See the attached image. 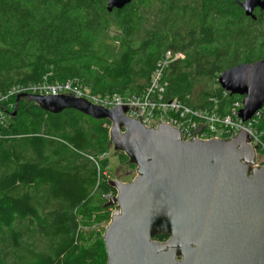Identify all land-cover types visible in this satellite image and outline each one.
Returning <instances> with one entry per match:
<instances>
[{"label":"trees","instance_id":"obj_1","mask_svg":"<svg viewBox=\"0 0 264 264\" xmlns=\"http://www.w3.org/2000/svg\"><path fill=\"white\" fill-rule=\"evenodd\" d=\"M256 15L237 0H132L113 11L108 0H0V93L46 77L139 94L170 50L182 56L165 70V96L227 115L243 96L227 93L219 75L264 58V11ZM14 108L0 133V264H107L103 236L80 226L112 209L104 194L116 189L102 158L110 121L26 99ZM259 112L264 132V106Z\"/></svg>","mask_w":264,"mask_h":264},{"label":"water","instance_id":"obj_2","mask_svg":"<svg viewBox=\"0 0 264 264\" xmlns=\"http://www.w3.org/2000/svg\"><path fill=\"white\" fill-rule=\"evenodd\" d=\"M132 0H108V10ZM257 18L264 0H237ZM219 85L243 96L239 117L251 119L264 106V58L224 70ZM22 99L59 113L74 108L110 121L115 152L124 153L136 174L128 182L108 180L116 189L105 207H115L103 239L107 264H264V165L257 146L241 129L229 139L183 140L176 127L148 128L126 116L127 105L105 108L72 93H19ZM165 235L164 241L156 240Z\"/></svg>","mask_w":264,"mask_h":264},{"label":"built area","instance_id":"obj_3","mask_svg":"<svg viewBox=\"0 0 264 264\" xmlns=\"http://www.w3.org/2000/svg\"><path fill=\"white\" fill-rule=\"evenodd\" d=\"M181 56V53L174 55L172 51H167L165 56L158 61L148 85L139 94H96L78 79L66 82H49L45 77L36 83L16 85L5 94L0 93V133L9 125L10 110L15 106L10 100L11 96L19 93L40 95L72 93L76 97H83L91 103L105 108L111 109L117 105H127L129 108L126 111L127 117L138 119L141 115V122L148 128L158 127L159 123L170 124L181 131L185 141L194 137L196 128L201 124L207 125L196 134V138L203 140L229 139L235 137L243 129L252 137L249 144L258 147L257 165H264V140L262 139L264 132L255 127L260 117V110L251 119L244 122L239 117V112L243 107V101L240 100L233 103L227 115H220L216 107L210 110L195 109L177 98L170 99L165 96L167 86L164 79L165 70L173 62V59ZM115 194L112 192L105 193L104 198L109 201ZM114 209L115 207L112 211ZM97 225L98 223L94 221L90 226L82 225L80 227L82 230H87L89 228L94 229Z\"/></svg>","mask_w":264,"mask_h":264},{"label":"rangeland","instance_id":"obj_4","mask_svg":"<svg viewBox=\"0 0 264 264\" xmlns=\"http://www.w3.org/2000/svg\"><path fill=\"white\" fill-rule=\"evenodd\" d=\"M256 11L258 12L259 9H256L255 13H256ZM103 157L109 158V167H108V171H106L108 180L120 179L123 182H128L134 178V176L136 174V170L132 169L128 164H123L120 162L119 155L116 154L112 145L110 146L108 153L104 154V156H102V158ZM112 210H113V207L110 210L109 219H105V220H102V222H98L97 227H94V230L96 231V233L98 235H101V237L103 236L105 228L107 227V225L110 222L112 212H113ZM90 225L91 224H89L88 226H90ZM83 226H86V225H83ZM96 239H98V237Z\"/></svg>","mask_w":264,"mask_h":264}]
</instances>
